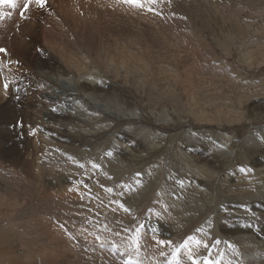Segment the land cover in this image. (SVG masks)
Listing matches in <instances>:
<instances>
[{"label": "rangeland", "instance_id": "1", "mask_svg": "<svg viewBox=\"0 0 264 264\" xmlns=\"http://www.w3.org/2000/svg\"><path fill=\"white\" fill-rule=\"evenodd\" d=\"M58 1L60 4L72 2ZM76 1L81 3V0ZM83 1L88 3L87 0ZM125 5L116 8L111 4L104 6L105 14L101 19L106 22L110 35L99 41L94 49L81 50L77 45H70L68 53L63 54L58 49L60 43L43 41L41 45L47 55L33 57L27 62L19 59L21 65L16 71L10 66L11 59L4 55L0 62V86L3 87L5 81L9 86H26L29 90L27 97H34L36 91H43L47 81L53 78L50 75H46L45 79L40 78L41 65L50 62L59 65L64 71L62 80L69 74L76 80L104 76L112 94L115 95L96 100L104 106L101 111H89V105L86 109H81L82 114L83 109L86 110L84 112L88 118L96 123L94 130H112L116 126L113 120L116 114L123 117L133 115L138 119L135 127H124L126 131H133L140 126L154 127V132L158 130L159 135L166 137L167 132L173 130L170 126H180L179 132L176 133L183 141L192 142L191 152L187 155L196 162L197 169L189 178L183 172L185 161H171L169 158L165 159L166 157L160 158L163 162L161 165L155 162L149 166V169L155 168L163 173L161 181L165 195L176 202L175 208L158 210L162 214L165 209L172 212V217L165 219L169 225H166V228L159 225L165 231L167 227L170 228V235L167 233L166 237L159 239L175 242L179 233L174 228L182 231L198 226V230L203 234V237H200L202 240L212 234L213 237L217 236L216 240L221 241L213 248L211 255L213 259L219 256L218 253L222 255V264H233L231 250L227 248L229 240L233 237L244 251L245 258L247 252L251 257L250 251L254 246L258 259L264 261V247L259 243L261 236L258 232V226L264 224V217L258 215L264 209V164L261 163V158H264V0H163L155 5L157 12L162 10V15L147 11V4L144 8L126 3ZM34 6L33 10L36 7ZM56 11V18L50 13L36 15V19L46 22L45 30L49 39L52 37V29L49 28L51 21L61 24L62 10L56 8ZM0 12L4 13L3 18H0V35L8 34L13 24H28L26 28L30 33L36 30L34 25L31 26L34 24L32 11L23 19L19 16V9L8 5L0 8ZM9 40L14 38L11 35L2 37V42ZM102 51L106 53V57L100 58ZM128 52L142 55L146 67L138 61L139 57L133 58ZM85 53L93 56L95 65L84 61ZM254 56L257 59H254ZM96 66H99V70ZM66 88L76 91V88ZM73 99L69 97L64 102ZM64 105L60 106V111L63 117L68 118L67 106ZM16 111L28 115L26 119L23 117L22 126L27 127L24 133L29 135L28 143L34 151L40 133L43 134L52 128L45 123L47 108L42 101H37L29 106L17 105ZM9 116L10 112H0V147L4 148L5 152L3 155L0 153V264H124L127 255L132 254L135 258L136 253H130L132 248L129 244L132 243L134 230L141 222L140 217L132 210L123 211L105 227L92 226L87 212H82L81 217L77 216L78 221H74L76 213L80 212L69 206L68 217L62 221L79 227V239L76 233L70 231L74 230L72 226H54L53 223L47 226L43 223L44 229L41 228L39 236L35 228L39 230L41 226H30L26 218L24 221L16 218L28 209V204L38 200L37 191L39 196L57 190H62L65 194L71 193L75 204L81 203L84 198L81 193L71 192L72 184L78 178L65 157L56 151L47 153L46 165L49 170L64 169V173L60 174L61 179L52 175L49 170L42 171L38 162L33 167V177L20 173L22 168L32 166L35 155L25 159V153H29V150L26 152V149H20L18 141L9 142L4 138L6 130L3 128L7 126ZM72 117L77 118L76 115ZM58 126L67 127V130L58 129L63 135H68L69 131L81 132L74 129L78 124L71 126L68 123H59ZM220 126H223V129ZM219 132L225 137L219 138ZM71 133L68 139H61L65 143L63 146L73 145ZM247 136H251L254 143H247L250 139ZM122 141L125 144L127 139ZM76 151H80V147H77ZM120 154L124 157V154ZM105 160L110 161L108 157ZM222 169L221 193L232 201L217 200L211 205L203 206L200 213L194 212V208L200 206L198 202L203 199L194 192V182L198 184L197 188L203 191V187L214 179L209 175H214ZM199 170L205 174L201 175ZM19 173L22 175H18L19 177L32 183L27 185V190L30 188L32 192V198H24L26 187L16 188V183L20 182L26 186V180L13 177ZM89 174L91 175L90 171ZM121 182L120 178L118 184ZM189 186L193 190L189 189ZM87 187H92V182L85 184L84 188ZM243 200H247L248 204L257 205L258 209L250 210L247 205H243ZM225 208L231 211V214H227V211L223 210ZM236 208H241L248 214H242ZM53 212L54 210L52 214ZM176 212H179L182 221L186 218L184 212H187V216L192 217L189 224L184 226L178 223L176 227L171 226L176 219L173 217ZM55 213L58 215L60 212L57 209ZM145 222L146 230H141V245L147 249L145 245L150 246L151 243L156 249H160L155 239L150 238L153 223ZM116 223L122 228L120 233H124L123 229L128 230H124L126 235L123 241L114 234L113 227ZM216 224L224 229L226 238L213 231ZM155 230L157 233L161 231L159 227H155ZM208 230L211 232H207ZM189 235L185 237L186 240L193 235L192 232ZM100 239L101 244L98 243ZM116 240L122 244L119 249L114 247ZM78 241L81 244L87 242L88 250L82 251ZM197 254L198 258L203 256L201 253ZM143 262L141 264H149ZM249 264H254L253 260H249Z\"/></svg>", "mask_w": 264, "mask_h": 264}, {"label": "bare ground", "instance_id": "2", "mask_svg": "<svg viewBox=\"0 0 264 264\" xmlns=\"http://www.w3.org/2000/svg\"><path fill=\"white\" fill-rule=\"evenodd\" d=\"M103 1L105 2H102L101 0H87L88 3L86 4L83 0H81V3L79 1L72 0L70 4H65L62 2L60 4L58 0H47L46 6L43 9H39L34 6L36 10H33V8L31 9L33 17L32 20L34 24L31 26L34 25L36 30H34L33 33L31 32V34L29 29L26 28L28 24L11 25V31L8 34L3 36L0 35V48L7 50L4 53H0V62L4 59V55H8V57L11 59L10 66L14 71H16L21 65V60L19 61V59H23L25 62H27L33 57L46 56L47 54L45 53V50L42 48L41 44L43 41L50 40L53 44L60 43L58 49L63 54L68 53L70 45H77L81 50L84 48L90 50L94 49L99 41H103L110 35V31L106 22L101 19V16L105 14L106 8L104 6L107 4H111V6L114 8L126 6L125 3L121 2V0ZM67 6L70 7L67 8ZM56 8L62 10V14L60 13L61 18L59 17L61 24L59 25L51 21L49 28L51 27L50 29H52V37L49 39L46 35L47 31L45 30L46 22L42 21V23L36 19V15H49L50 13L54 18H56L58 16ZM18 29L20 31H17ZM10 35L14 38V40L2 42V37H8ZM18 41H20V43H18ZM124 49H126V47H124ZM128 53L133 58L139 57L138 61H140L144 67H146V64L143 63L144 57L142 55L134 52ZM247 53L250 54L249 52ZM103 56L106 57V53L102 51L100 52L99 57L102 58ZM250 56L252 58V55ZM254 59L257 58L254 56ZM84 61L86 63L95 65L93 56L87 53H85ZM249 62L251 61L249 60ZM41 68V79H45L46 75H50L53 78L51 81H47L43 91H36L37 94H35L34 97H27L29 95V90L25 88L26 86H9L7 90L0 86V112H10L7 126L3 128L6 130L4 133V138L9 142L18 141V146L20 149H26V152L29 150V153H25V159H29L31 157L33 158L35 155L33 164H31L32 166H29L30 168H22L20 170V173L26 176L33 177V167L37 162L38 164L40 163L42 171L49 170L47 169L46 165L48 152L56 151L62 154L65 157L68 165L72 167L74 175L78 178V180H75V182L72 184L73 189L71 192L81 193L84 201L79 204H75L72 194H65L62 190H57L55 192L51 191V193H44L41 194V196H39L40 194L37 191L36 199L38 200H35V203L30 202L31 204H28L27 206L28 209L18 216L16 214V218L23 219V221L26 218L30 226H41L39 230L35 228V231L38 232L39 236L41 235V228L44 229V224L47 226L51 225L52 223V225L58 224L61 226H72L74 227V230L70 231L76 233L77 239H79V227L76 225L66 224L62 221V219H66L68 217L67 208L69 206L80 212L76 213L74 221H78V217L82 216V212H87L89 214L88 218L90 219L92 226L105 225L106 227L111 223L112 219H116L118 215L124 211L119 207V205L123 203L125 207H127L129 210H132L136 216L140 217L139 222H141V224L144 225V223H146L145 221H147V223L151 222L150 224L153 223V227L150 229V238H154V236L155 239L166 237L167 233L170 235V228L167 227L165 231L162 226L166 228V225H169L167 222H165V219L172 217V212L169 209H165L164 213L162 214L158 210L170 207L175 208L174 204H176V202L172 198L165 195L161 181L163 173L158 172L155 168L149 169V166L155 162H157V165H161L162 160L160 158L166 157L165 159L169 158L171 161L181 159L185 161V171L183 172L189 178L193 176V172L197 169L195 168L196 162L192 161L187 155L189 152H191L190 147L192 142H185L181 139V137H179V134L176 132H179L178 130L180 129V126H170L169 128L173 130L167 132L168 134L166 137L162 136V134L159 135L158 130L154 132V127L148 128L140 126L134 128L133 131H126L124 127H135L138 119L133 115H127L123 117L120 114H116L117 116L113 119L116 122V126L112 130H94V127H96L94 124L96 123H93L92 120L88 118L87 114L84 112L86 110L84 109H86V106L89 105V111L90 109L94 110L95 112L101 111L104 106L97 103L96 100L115 95L112 94L113 92H111L108 83L104 80V76L99 75V77L94 79L81 78L80 80H76L71 74H69L66 75L65 80H62V74L65 73L61 70L59 65L49 62L47 64L41 65ZM96 69L99 70V66H96ZM5 83L8 82L5 81ZM66 87L76 88V91L69 90ZM69 97L74 98L73 101L64 102V100ZM37 101H42L44 107L47 108L44 117L45 123L47 126L52 128L43 134L40 133V138L37 142H35V149L32 151L31 147L29 146L30 143H28L29 135L24 133L27 127L22 126L23 117L26 119L28 118V115L17 112L16 107L17 105L29 106L31 104H35ZM64 104L67 106L66 111L69 114L68 118L63 117L62 112L60 111V106ZM83 107L85 108L83 109L82 114L81 109ZM73 115H76L77 118L74 119L72 117ZM59 123H68L71 126L78 124V126H74V129L81 130V132L78 131L76 133H71L69 131L68 135H63L58 129L62 128V130H67V127L58 126ZM220 128L223 129V126H220ZM224 129H226L225 126ZM87 131L89 132L87 133ZM11 132H13V134ZM69 133H71L70 136L72 135L73 137V145L71 147H66L63 146L65 143H63L61 139H63V137L68 139ZM217 136L219 138L225 137L224 134L220 132ZM247 137L250 138L247 143H254L251 136ZM124 138L127 139L125 144L122 141ZM4 141L5 140H3V143ZM236 143L239 144V142ZM77 147H80V151L78 152L76 151ZM3 149L0 147L1 155L5 153ZM11 151L13 152V150ZM109 152H111L112 155L109 156ZM120 153L124 154V157L121 156ZM106 157H108L110 161H106ZM261 159H263L261 163L264 164V158ZM94 164L98 165L99 167H93ZM251 170L254 171V169ZM49 171L52 173V175L60 179V174L64 173V169H50ZM89 171L91 172V175L89 174ZM222 171L223 169L219 170L217 173L214 172V175H209L214 179L209 181L207 186L203 187V191L200 188H197L198 184L194 182V192L198 193L203 198L198 202L200 205L199 208H194V212L199 211L200 213L203 206L208 204L211 205L217 200L220 201L224 199V202L232 201L229 200V198L227 199V197L225 198L223 193H221V187H223ZM199 172L201 175L205 174L204 171L199 170ZM20 173L13 177L22 179L18 176L21 175ZM138 173L139 175H137ZM149 173H151V175H149ZM120 178L122 179V182L121 184H118V180ZM22 180H26V186L23 182H20L16 183V188L23 189V187H26L24 198L26 196L28 198L31 196L32 198V192L29 190L30 188L27 190V185L32 183L30 180L25 178ZM89 182H92V187L84 188L85 184ZM188 188L193 190V188H190V186ZM108 189H112V191L109 192ZM193 195H195V193ZM39 199L41 200L39 201ZM235 200L239 201L237 199ZM89 201L91 204H89ZM243 201H245V204L243 205H247V208L250 210L258 209L257 205L248 204L247 200ZM214 207H217L216 204H214ZM57 209L60 212L58 215L55 213ZM52 210H54L53 214ZM223 210L227 211V214H231V211L226 210V208ZM236 210L242 214H248V212L243 211L241 208H236ZM186 213L184 212L186 218L182 221L179 212H176L173 215V217H176V219L170 225L173 227H176L178 223H181L184 226L188 225L192 217H188ZM215 215L218 216V214ZM258 215L264 217V209L262 213H259ZM211 217L212 212L210 219ZM155 227H159L161 231L159 233H157V231L153 233L152 230L155 229ZM197 227H190V229L186 228L182 231H179V228H174V230L179 233V237L175 242H173V247L180 245V242L182 243L183 240H186L185 237L191 232L193 234L191 237L201 239L200 237H203V234L200 230H198ZM258 228H260L258 232L261 236L259 243L264 247V224L258 226ZM124 230L125 229H123L124 233H120L122 228L120 227L119 223H116L113 227L114 234L118 236L121 241H123L126 235ZM143 230H146L145 226ZM213 231L216 232V234H219L222 238H226L225 231L220 225L216 224L213 228ZM207 232L211 231L208 230ZM117 233H119V235H117ZM145 237L147 238V236ZM216 239L217 236L213 237L212 234H209L205 237V240L210 244H214ZM229 242L230 243L227 248L231 250L233 264H249V260H253L254 264H264L263 260L258 259V252L255 250L254 246L252 248L253 250L251 249L250 251L251 257H249V252H247V258H245V253L241 249L236 239L233 237L229 240ZM78 243L82 247H80L82 251L85 249L88 250L89 244H87V242L81 244L80 241H78ZM98 243L101 244L102 239H100ZM189 243L196 253H201L203 256L208 254V250H205L203 247L196 248L194 240L190 241ZM121 245V242L116 240V248L119 249ZM131 245L132 243L129 244V247L132 248ZM148 245H145L148 250L141 245L140 252L135 256V258L139 256L137 259L141 260V262L145 261L143 263L163 264L164 258L160 256V251L164 250L170 253L171 249H156V247H154V245L151 243L150 246ZM131 251L133 250H130V253H132ZM218 258L219 256H217L215 259ZM182 259L184 264H190L185 256L182 255Z\"/></svg>", "mask_w": 264, "mask_h": 264}, {"label": "snow or ice", "instance_id": "3", "mask_svg": "<svg viewBox=\"0 0 264 264\" xmlns=\"http://www.w3.org/2000/svg\"><path fill=\"white\" fill-rule=\"evenodd\" d=\"M123 3L132 5L134 7L138 8H144L145 4L148 5L147 11L152 12L154 14L162 15V10L160 12H157V9L155 8V5L162 3L163 0H122ZM47 0H0V8H2L4 5H8L9 7L13 9H19V16L21 19L25 18L27 13H29L32 9V6L35 5L39 9H43L46 6ZM12 13H8V15H11ZM4 13L0 12V18H3ZM7 50L4 48H0V53H4ZM3 87L5 90L9 88L8 83H4ZM108 155H112L111 152L108 153ZM93 167H99L98 165H93ZM139 175V173L137 174ZM108 191H112V189H108ZM120 208H122L125 212H128L129 209L124 206L123 203L119 205ZM144 228L143 224H140L135 230L134 236L131 238L132 241V250L136 253V255L139 254L141 245H140V238H141V230ZM125 231H128L125 229ZM153 233H155V229L152 230ZM119 235V233H117ZM99 239V237H97ZM155 239V236H154ZM195 242L196 248L203 247L205 250H208V254L204 255L202 258H198V254L194 251L193 247L190 246V241ZM155 243L161 247V249L170 248L171 252L168 253L164 250L160 251V256L164 258L163 264H184V261L182 259V255L187 258V260L190 262V264H222L223 257L222 255H219L218 259H213L211 255V249L213 247H217L221 241L216 240L214 244H210L206 240L197 239L194 237H189L188 240L184 241L182 244L173 247V242L171 240H164V239H155ZM115 247V245H114ZM124 264H141V262L138 259H135L133 255L129 254L127 255L126 260L124 261Z\"/></svg>", "mask_w": 264, "mask_h": 264}]
</instances>
